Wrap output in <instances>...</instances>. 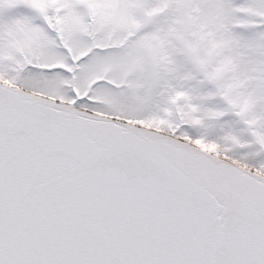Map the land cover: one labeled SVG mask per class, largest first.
Segmentation results:
<instances>
[{
    "label": "snow or ice",
    "instance_id": "snow-or-ice-1",
    "mask_svg": "<svg viewBox=\"0 0 264 264\" xmlns=\"http://www.w3.org/2000/svg\"><path fill=\"white\" fill-rule=\"evenodd\" d=\"M0 264H264V0H0Z\"/></svg>",
    "mask_w": 264,
    "mask_h": 264
}]
</instances>
